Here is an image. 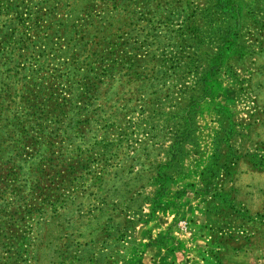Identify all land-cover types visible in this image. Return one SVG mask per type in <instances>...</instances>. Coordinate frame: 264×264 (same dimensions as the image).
Listing matches in <instances>:
<instances>
[{"label":"rangeland","instance_id":"rangeland-1","mask_svg":"<svg viewBox=\"0 0 264 264\" xmlns=\"http://www.w3.org/2000/svg\"><path fill=\"white\" fill-rule=\"evenodd\" d=\"M263 49L264 0H0V264H264Z\"/></svg>","mask_w":264,"mask_h":264},{"label":"crops","instance_id":"crops-1","mask_svg":"<svg viewBox=\"0 0 264 264\" xmlns=\"http://www.w3.org/2000/svg\"><path fill=\"white\" fill-rule=\"evenodd\" d=\"M264 52V49H263ZM264 55V53H263ZM262 67V69L264 70V65L262 66V64L260 63V68ZM259 89V90H258ZM258 95H259V101L256 99L253 102V105L255 106V109L260 110L259 113H256L251 119H249V122L247 123V125H252V126H256V129L259 130V132H261V134L264 133V100L260 99L262 93L264 92V87L261 86V84L258 85ZM231 103L233 104V101H231ZM230 102H227V104H230ZM250 126V129L251 127ZM241 130V129H239ZM242 131V130H241ZM240 132V131H238ZM257 153L255 154L256 158L259 159V168H264V140H260L258 145H257Z\"/></svg>","mask_w":264,"mask_h":264}]
</instances>
